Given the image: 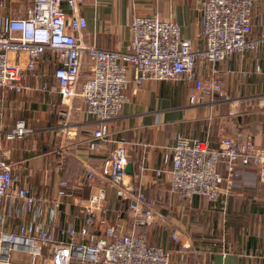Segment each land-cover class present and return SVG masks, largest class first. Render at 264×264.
<instances>
[{
	"label": "crops",
	"instance_id": "0c3cea01",
	"mask_svg": "<svg viewBox=\"0 0 264 264\" xmlns=\"http://www.w3.org/2000/svg\"><path fill=\"white\" fill-rule=\"evenodd\" d=\"M82 1L78 11L86 22L82 31L85 44L125 50L130 39V17L137 12L156 13L162 20L177 23L183 38L196 47L204 46L200 6L205 0ZM14 2L10 0V5ZM65 9L71 13L70 8ZM250 36H264V0H254ZM84 63L83 71L89 73L88 63ZM216 66L228 98L211 106L190 102L193 81L149 80L136 85L133 71L128 68L126 101L108 127L113 139L127 145V160L132 164V173L128 174L133 187L129 195L140 191L150 197L155 219L149 224H136L126 212L129 199L117 196L114 187L106 185L109 211L103 214L95 210L91 241L102 235L103 218L118 224L122 232L132 230L148 243L167 248L170 264H264V182L259 181L255 167L239 168L232 191L216 205L202 196L188 200L170 190L169 146L177 135L207 139L217 146L224 137L249 133L256 145L264 146V42L243 54L230 55ZM54 67L53 55L44 52L37 66L41 75L27 78L28 88L19 93L0 89V137L17 118H24L32 129L27 137L5 140L3 145L19 185L52 197L60 180L68 181L67 195L54 215L55 234L59 236L57 231L62 225H81L80 209L99 183L98 171L115 143L104 142L94 152L87 148V139L96 128L95 119L82 97L75 96L67 104L61 102L52 75ZM87 75L80 78V83ZM139 162H143L142 171L138 169ZM86 167L97 173L92 180L84 179ZM220 170L224 172L222 165ZM118 211L120 217L116 215ZM18 214L19 205L8 201L0 205V230L15 231L20 221L15 216ZM25 215L34 226L47 220L46 209L39 206ZM173 234H177V240L172 239ZM220 238L228 247L223 255L220 245L208 250L209 244ZM4 249L7 251V244ZM42 252L35 263L52 264L47 250ZM8 257L30 263L28 244L21 245L19 239L8 251Z\"/></svg>",
	"mask_w": 264,
	"mask_h": 264
},
{
	"label": "built area",
	"instance_id": "2783aa9c",
	"mask_svg": "<svg viewBox=\"0 0 264 264\" xmlns=\"http://www.w3.org/2000/svg\"><path fill=\"white\" fill-rule=\"evenodd\" d=\"M81 2L29 0L24 11L17 13L11 8L10 0H0V89L19 93L28 88L26 79L41 75L37 71L38 62L49 51L55 60L52 75L61 102L67 104L80 96L95 119L96 128L87 139V148L94 152L104 142L115 143L98 171L99 183L80 209L81 225L79 228L73 224L62 225L56 236L54 215L63 204L69 183L61 179L52 197L35 194L28 186L17 183L12 164L3 152L4 141L23 139L32 129L24 118L15 120L0 137V205L7 201L17 204L21 214L15 215L20 219L15 231L0 230V264H27L8 257V251L19 239L21 245L28 244L31 256L28 264H36L35 259L43 255V249L47 250L52 264H170V252L165 247L148 243L132 230L122 232L118 224L103 218L102 235L93 241L89 238L95 210L103 214L109 211L106 185H112L117 196L129 199L126 212L136 224H149L155 219L150 197L140 191L129 195L133 187L132 177L125 171L127 145L111 137L108 122L119 115L126 101L124 88L129 67L136 85L149 80L193 81L190 102L211 106L227 99L216 63L264 42V36H250L254 0L203 1L200 11L204 46L201 48L181 36L177 23L162 20L156 13L133 12L125 50L85 44L82 31L86 22L78 11ZM66 7L70 8V14ZM84 61L88 63L89 75L80 83ZM2 111L0 102V114ZM169 151L170 190L188 200L202 196L212 205L221 203L222 197L232 191L239 168L255 167L259 181L264 182V146L256 145L249 133L237 138L224 137L217 146H212L207 139L177 135ZM221 165L224 172L220 170ZM138 169H144L143 162L138 163ZM96 174L86 167L84 179L92 180ZM36 206L46 209L47 220L34 226L25 214ZM119 214L118 211L117 217ZM172 239L177 240V234ZM218 241L211 242L208 250L220 245V253L226 254L228 247L224 239ZM5 244L7 251L4 252Z\"/></svg>",
	"mask_w": 264,
	"mask_h": 264
},
{
	"label": "rangeland",
	"instance_id": "374dc122",
	"mask_svg": "<svg viewBox=\"0 0 264 264\" xmlns=\"http://www.w3.org/2000/svg\"><path fill=\"white\" fill-rule=\"evenodd\" d=\"M28 3L29 0H15V2L11 4V8L13 9V11L21 13L22 11H24Z\"/></svg>",
	"mask_w": 264,
	"mask_h": 264
},
{
	"label": "water",
	"instance_id": "95a60500",
	"mask_svg": "<svg viewBox=\"0 0 264 264\" xmlns=\"http://www.w3.org/2000/svg\"><path fill=\"white\" fill-rule=\"evenodd\" d=\"M125 171L129 174L132 173V164L130 162L127 163Z\"/></svg>",
	"mask_w": 264,
	"mask_h": 264
},
{
	"label": "trees",
	"instance_id": "16d2710c",
	"mask_svg": "<svg viewBox=\"0 0 264 264\" xmlns=\"http://www.w3.org/2000/svg\"><path fill=\"white\" fill-rule=\"evenodd\" d=\"M84 66V65H83ZM83 70H85V67H84V69H83V67H82V69H81V73H80V78L82 77V76H84L85 74H89L87 71L86 72H84ZM85 73V74H84ZM88 76V75H87ZM79 78V79H80ZM167 249V248H166ZM168 250V249H167ZM169 251V250H168Z\"/></svg>",
	"mask_w": 264,
	"mask_h": 264
}]
</instances>
